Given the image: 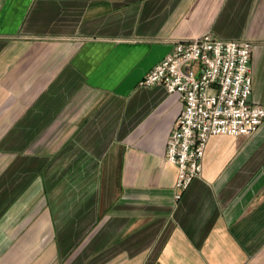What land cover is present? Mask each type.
I'll return each instance as SVG.
<instances>
[{
  "label": "crops",
  "instance_id": "1",
  "mask_svg": "<svg viewBox=\"0 0 264 264\" xmlns=\"http://www.w3.org/2000/svg\"><path fill=\"white\" fill-rule=\"evenodd\" d=\"M206 32L254 43L264 105V0H0V264H264V122L177 199L184 102L141 85Z\"/></svg>",
  "mask_w": 264,
  "mask_h": 264
},
{
  "label": "built area",
  "instance_id": "2",
  "mask_svg": "<svg viewBox=\"0 0 264 264\" xmlns=\"http://www.w3.org/2000/svg\"><path fill=\"white\" fill-rule=\"evenodd\" d=\"M253 51L249 40L206 32L177 41L141 81L143 86L163 84L169 93H180L184 102L166 152V159L178 168L177 199L202 176L211 137L251 135L264 122V105L250 99Z\"/></svg>",
  "mask_w": 264,
  "mask_h": 264
}]
</instances>
